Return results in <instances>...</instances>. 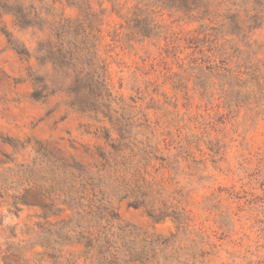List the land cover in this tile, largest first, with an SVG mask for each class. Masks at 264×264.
<instances>
[{
    "label": "rangeland",
    "instance_id": "374dc122",
    "mask_svg": "<svg viewBox=\"0 0 264 264\" xmlns=\"http://www.w3.org/2000/svg\"><path fill=\"white\" fill-rule=\"evenodd\" d=\"M259 9L255 23L223 0H0V264H51L53 253L85 264L82 246L54 252L55 235L49 248L40 238V206L69 192L118 213L114 232L166 243L160 264H264ZM61 18L96 38L71 68L52 53ZM119 127L168 159L148 199L166 219L130 206L126 180L102 158ZM60 208L49 222L72 217Z\"/></svg>",
    "mask_w": 264,
    "mask_h": 264
},
{
    "label": "trees",
    "instance_id": "16d2710c",
    "mask_svg": "<svg viewBox=\"0 0 264 264\" xmlns=\"http://www.w3.org/2000/svg\"><path fill=\"white\" fill-rule=\"evenodd\" d=\"M223 2L229 4L231 10L236 7L244 8L246 14L250 11L256 12V15L252 17L255 23L263 19L259 17L261 13L259 8L263 7L264 0H223ZM233 18L238 19L239 14H234ZM54 28L55 36L60 44L58 50L52 53L66 61L67 67H74L75 60L82 62L95 49V46L90 45L95 38L93 29L89 25L85 26L84 22L61 18ZM136 34L143 38L149 37L148 34L141 32H136ZM18 53L24 59L29 60L28 50H21ZM88 60V67L92 68L94 58ZM81 74L82 72H79L77 78H80ZM37 94L36 91L34 97ZM116 131L118 139L110 145L112 152L103 154L102 158L105 159L106 165L126 180L127 187L131 189V192L127 194L130 196L124 199H129V197L134 199L135 202H132L130 206L145 208L148 217L154 222L166 219L168 216L157 209L151 201L148 202V199L152 197L157 187H161L163 182L157 181L155 174L160 168H164L168 159L159 156L157 149L154 150L147 146L140 147L135 140L131 141L127 128L119 127ZM42 195L45 199L51 200L49 196ZM74 195L69 192L65 194V200H59V204L52 202L40 206L45 211L41 216L45 221L39 226L40 238L45 239L46 235H49L48 240L46 239V243L42 246L52 247L51 238L55 235L52 251L56 252L58 245L64 247L70 243L78 244L84 248V252L76 260L82 259L85 264H160L155 261L158 258L157 248H164L166 243L148 238L138 240L135 232L128 230L127 227L120 226L117 232H114L113 222L120 221L118 213L110 211L102 204L96 206L93 198L87 199L86 196H79L77 192ZM86 201L88 204H85ZM61 205L66 207V211H69L72 217L55 223L49 222L52 218H59L65 213L60 208ZM175 221L178 224V232L186 227L185 222L179 219ZM94 252L96 254H93ZM47 259L51 264H63L64 260L67 264H72L71 258H65L62 254L53 253L47 256Z\"/></svg>",
    "mask_w": 264,
    "mask_h": 264
}]
</instances>
